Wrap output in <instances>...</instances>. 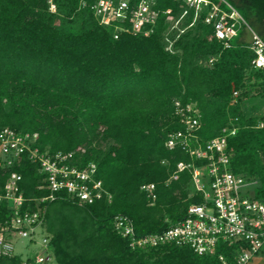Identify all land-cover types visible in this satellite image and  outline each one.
<instances>
[{
  "label": "trees",
  "instance_id": "obj_1",
  "mask_svg": "<svg viewBox=\"0 0 264 264\" xmlns=\"http://www.w3.org/2000/svg\"><path fill=\"white\" fill-rule=\"evenodd\" d=\"M81 1L0 0V132L38 134L42 153L71 155L69 163L80 169L96 164L112 199L85 204L64 193L40 203L49 194L45 177L25 158L13 169L0 162V193L11 173L22 175L23 210H43L56 264H221L220 255L237 264L239 246L232 242L209 256L174 245L132 251L114 220L130 217L138 235L161 233L204 201L191 169L172 179L180 163L205 164L166 146L184 130L176 101L201 115L202 144L235 124L230 169L256 180L255 199L264 203V128L258 127L264 114L253 112L264 99V71L253 69L248 37L242 30L226 48L214 27L199 21L179 38L174 33L171 52L165 33L184 11L183 0H159L161 15L148 37L118 31L119 22L102 25L91 9H80ZM228 1L264 39V0ZM148 184L156 185L154 202L142 190ZM0 264L25 263L16 256Z\"/></svg>",
  "mask_w": 264,
  "mask_h": 264
},
{
  "label": "built area",
  "instance_id": "obj_2",
  "mask_svg": "<svg viewBox=\"0 0 264 264\" xmlns=\"http://www.w3.org/2000/svg\"><path fill=\"white\" fill-rule=\"evenodd\" d=\"M159 0H82L80 9H91L102 25L114 22L118 31H129L145 37L154 33L161 12L157 9ZM184 11L170 21L169 31L180 37L187 29L199 21L211 25L216 37L230 47V41L241 31L247 34L250 48L255 54L252 61L254 70L264 71V39L250 26L243 15L228 0H183ZM52 3V2H51ZM52 11L56 9L52 4ZM171 15V11L165 12ZM193 16L189 25L183 27ZM129 25V28H126ZM170 35V34H169ZM119 34L116 35V39ZM168 50L173 52L174 39L166 36ZM213 59L210 63H213ZM239 93H235L238 97ZM176 115L184 130L171 134L166 146L169 150H182L204 165L180 163L172 179L187 169L193 171V185L202 193L204 201L193 204L186 218L161 233L138 235L133 220L126 215L116 216L115 231L129 242L132 251H148L163 246L189 247L200 256L215 255L218 245L232 242L239 246L237 264H250L264 248V203L255 199L256 180L235 175L231 169L232 155L229 153L228 139L235 136V124L223 130L222 135L202 144L197 132L201 129V115L194 105L184 106L176 101ZM264 128V121L259 122ZM38 134L20 133L11 128L0 132V162L3 169H13L23 158L37 163L45 177L48 196L40 203L55 202L59 195L66 193L81 203L93 204L107 197L112 199L97 179V165L90 164L85 169L72 166L70 156L63 153L51 155L42 153L37 147ZM23 178L17 172L11 173L3 193H0V207L5 203L8 217L0 219V260L20 256L15 244L27 241L29 246L39 248L24 259V263L54 264V254L50 248L51 238L45 229V214L42 209L24 211L26 199L21 189ZM154 202L156 185L143 186ZM4 211L0 209V217ZM22 259L23 257L20 256ZM221 264H230L224 255L219 256Z\"/></svg>",
  "mask_w": 264,
  "mask_h": 264
},
{
  "label": "rangeland",
  "instance_id": "obj_3",
  "mask_svg": "<svg viewBox=\"0 0 264 264\" xmlns=\"http://www.w3.org/2000/svg\"><path fill=\"white\" fill-rule=\"evenodd\" d=\"M178 33V32H177ZM174 37V32H170L169 30L165 33V37L166 36H170ZM177 37V36H176ZM245 37H248L245 33ZM167 42V41H166ZM256 107L253 110V112L255 113H261L264 114V99H259L256 100L255 103ZM15 248L17 253L20 254V256L23 257V260L26 259L29 256L34 255L37 252V249L39 251V248H36L34 246H29L27 241H19L15 244ZM25 261V260H24ZM23 261V262H24ZM54 264H56V262L54 261ZM250 264H264V252L260 253L258 256H256L251 262Z\"/></svg>",
  "mask_w": 264,
  "mask_h": 264
}]
</instances>
